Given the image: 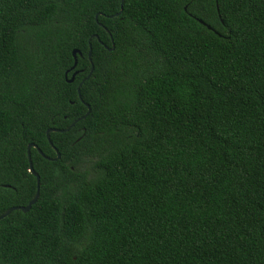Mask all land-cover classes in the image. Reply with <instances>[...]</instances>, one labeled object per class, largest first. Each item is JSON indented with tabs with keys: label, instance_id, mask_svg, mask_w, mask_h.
I'll return each mask as SVG.
<instances>
[{
	"label": "trees",
	"instance_id": "16d2710c",
	"mask_svg": "<svg viewBox=\"0 0 264 264\" xmlns=\"http://www.w3.org/2000/svg\"><path fill=\"white\" fill-rule=\"evenodd\" d=\"M119 2L0 0V264H264V0Z\"/></svg>",
	"mask_w": 264,
	"mask_h": 264
},
{
	"label": "water",
	"instance_id": "95a60500",
	"mask_svg": "<svg viewBox=\"0 0 264 264\" xmlns=\"http://www.w3.org/2000/svg\"><path fill=\"white\" fill-rule=\"evenodd\" d=\"M125 0H120V10L118 13H116L114 16L115 17H118L121 13H122V7H123V4H124ZM216 10L218 12V5H217V0H216ZM112 18V16L110 17ZM95 20H97V16L95 17ZM198 23L205 26L208 30H211V28L209 26H207L204 22L198 20ZM95 38L98 40V38L95 36ZM113 48V47H112ZM79 54L80 55V52L78 50H73L72 51V56H73V59H74V62H73V66L70 68V70H73L75 67H76V64H77V59H76V55ZM90 55H91V46L89 45V52L87 54L88 56V60L90 61ZM90 64H91V61H90ZM93 72V65L91 64V68H90V71L89 73L87 74V76L80 82V84L78 85L77 87V94H78V98L80 99V87L81 85L84 83V81L88 80L89 77L91 76ZM78 74L77 71H75L71 78L68 80L67 78H65L66 82L68 83H72L75 79V76ZM81 100V99H80ZM85 106L87 107V113L85 116L81 117L79 120H83L85 119V117L89 114L90 112V107L88 105L85 104ZM78 120V121H79ZM74 125V123L68 127L67 129L65 130H57V129H48L46 131V138L49 142V144L51 145V142L49 141V134L50 133H63V132H67L69 131V129ZM31 149H35L42 157H44V155L42 154V152L38 149V147L34 144H29L27 146V149H26V152H27V158H28V165H29V173L31 175H33L35 178H36V192H35V195L34 197L32 198V200L28 203L27 206H24V207H13V208H10L8 210H6L3 214L0 215V220H2L3 218L7 217L10 213H12L13 211H20L22 213H27L31 207L37 202L38 198H39V182H40V178L38 176V174H36L34 172V169H33V166H32V161H31V157H30V151ZM54 152L57 154L56 156V159H59L60 158V155L58 154L57 150L55 148H53ZM45 158V157H44Z\"/></svg>",
	"mask_w": 264,
	"mask_h": 264
}]
</instances>
